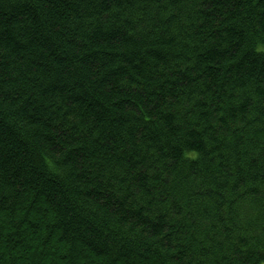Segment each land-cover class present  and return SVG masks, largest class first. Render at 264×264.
<instances>
[{"label": "trees", "instance_id": "obj_1", "mask_svg": "<svg viewBox=\"0 0 264 264\" xmlns=\"http://www.w3.org/2000/svg\"><path fill=\"white\" fill-rule=\"evenodd\" d=\"M0 264H264V0H0Z\"/></svg>", "mask_w": 264, "mask_h": 264}]
</instances>
